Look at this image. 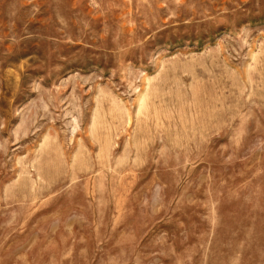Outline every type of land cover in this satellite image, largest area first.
<instances>
[{"label": "rangeland", "instance_id": "obj_1", "mask_svg": "<svg viewBox=\"0 0 264 264\" xmlns=\"http://www.w3.org/2000/svg\"><path fill=\"white\" fill-rule=\"evenodd\" d=\"M0 264H264V0H0Z\"/></svg>", "mask_w": 264, "mask_h": 264}]
</instances>
